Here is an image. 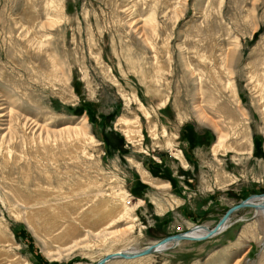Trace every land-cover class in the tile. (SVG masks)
<instances>
[{"label":"rangeland","instance_id":"374dc122","mask_svg":"<svg viewBox=\"0 0 264 264\" xmlns=\"http://www.w3.org/2000/svg\"><path fill=\"white\" fill-rule=\"evenodd\" d=\"M221 50L229 85L214 93L196 56ZM256 84L264 89V0H0V264H92L210 230L264 194ZM233 113L246 135L238 147ZM120 117L137 121L141 138L127 141ZM219 138L225 148L212 156ZM80 180L98 197L123 191L127 205L142 204L107 235L93 219L70 235L43 223L62 204L55 193ZM9 208L27 212L34 231ZM106 264H264V214L241 208L213 237Z\"/></svg>","mask_w":264,"mask_h":264},{"label":"bare ground","instance_id":"6f19581e","mask_svg":"<svg viewBox=\"0 0 264 264\" xmlns=\"http://www.w3.org/2000/svg\"><path fill=\"white\" fill-rule=\"evenodd\" d=\"M60 8H61L60 11L62 14L63 7L61 6ZM33 43L36 46H39L38 42H35L34 40H33ZM196 60L198 63L203 64L201 65V68L204 71V76L207 77L206 80L210 82V84H212L214 93H216L219 90L218 88L219 86H222L221 83L223 84V81L229 85L227 74H228V66H229V63L231 62L228 60L226 53H224L221 50L216 55L213 53V51L210 52L209 54H204V53L200 55L197 54ZM156 71L158 74L161 73L162 68L160 65L157 66ZM251 71H252L251 74L252 73L254 75L256 74V72H254L255 69L253 67H251ZM198 82L202 83L201 80H198ZM255 87H258V95H259L260 102H264V89L262 88V86H260V84H256ZM229 90L231 91V93H233V91L230 88ZM139 107L143 111L146 119H148L149 113L146 111V109L140 102H139ZM232 116H231V120H232L231 124H233V126L231 128L230 133L232 134V137H234L233 139L235 140L234 145L238 147L240 143L239 139H244L246 135L244 131H242L240 135L241 128L235 122L237 120L234 121L236 115L233 113ZM115 124H116V127L119 128L121 132H123L124 137L126 138L127 141L133 142V140H136L137 138H141L140 124L137 121L129 120L125 117H120L116 120ZM149 134L152 136V138L155 137L154 131H149ZM240 136H242V138H240ZM237 139H238V143H237ZM218 140L219 142L213 145V147L211 148L210 152L212 156H216L217 154L222 152L225 148V145L223 144V140L221 138H219ZM230 146L232 147L233 145H230ZM230 146H228V149L231 148ZM8 158L9 156H4V161L7 162ZM54 158H55L54 156H50L49 160L53 161ZM69 158H71V156H69ZM18 159L22 160L23 158L20 156L18 157ZM182 162L183 164L185 163L183 159H182ZM137 170L143 182H146V183L151 182V180L149 179L150 178L149 174L143 168H141L139 164H137ZM93 186L94 185L92 183L80 180L77 186L76 185L70 186L68 191L62 190V191L55 193L58 197L61 198L62 204L55 205L53 209L44 213L41 217V221L43 223L44 222L50 223L49 226L50 225H55V226H60V227H64L63 225L68 226V227H64V229L67 232L66 234L70 235L76 232L79 226H82L85 228L88 222L93 219L95 227H96L95 230L99 231L97 233V236H99L102 233L107 235L110 227L114 225V223H116L117 221H120L124 218L132 219L135 215L134 213L135 210L142 204L141 201H138L131 206H130V203L127 205V202L129 201H127V198L125 199V194L123 191H119V192L112 191L106 196L100 195L98 197L97 195L91 194L89 192L90 189L93 188ZM37 191L44 193V192H47V189L37 190ZM49 195L51 194H48L47 196ZM39 198L45 199V197H42V196H40ZM108 201L111 203L112 208H110V204ZM245 201L253 205L254 204L263 205L264 194L252 195L250 198L246 199ZM247 208L254 209L256 211H259V213L261 212L264 214L263 206L258 207V208H253L251 206L250 207L248 206ZM240 209L241 208L230 211V213L226 216V218L223 221H219L217 225L214 228H211L210 230L192 229L188 231L187 233L176 234L179 236L178 238L175 236L172 239L166 240V241L165 240L162 241L161 239L160 242L151 243L143 247L142 249L148 246H152L153 250L151 253L154 254V253L163 251L165 248H167L169 245H171L174 242H189V241L198 240V239H194V240L192 239L195 237H201V239L199 240H204V239L213 237L225 230V225L229 222V217L233 215L234 213H236L237 211H239ZM8 214L11 217H13L16 221H20L21 219H24L27 225L33 229L32 227L33 224H31L33 219L29 217L27 212L22 213L21 210H14L12 208H9ZM71 221H73V223ZM135 221H136V216H135L134 222ZM2 230L3 229L0 228L1 232H3ZM1 232H0V238L3 235V233L1 235ZM79 244H81V242L79 241L74 243L75 246ZM142 249H130L129 251L122 250V252L117 251L115 253L137 254ZM115 253L108 254V255H113ZM151 253H145V254L137 255L134 257H130V258L110 257L107 260H105L103 264H106L107 262L112 261V260H123V261L135 260V259L143 258L145 256L147 257L151 255Z\"/></svg>","mask_w":264,"mask_h":264},{"label":"water","instance_id":"95a60500","mask_svg":"<svg viewBox=\"0 0 264 264\" xmlns=\"http://www.w3.org/2000/svg\"><path fill=\"white\" fill-rule=\"evenodd\" d=\"M259 194H262V193H259ZM259 194H257V195H259ZM251 197V195L250 196H248V197H246V198H250ZM246 198H244V199H246ZM244 199H242V200H240V201H238L237 203H235V204H233L231 207H229V208H227L225 211H224V213L220 216V218H219V220H218V222L219 221H223L225 218H226V216L230 213V211H232V210H235V209H239V208H243V207H253V208H258V207H261V206H263L264 207V203H263V205H256V204H250V203H248V202H246ZM179 237L178 235H176V234H174L173 236H164V237H162V241L163 240H170V239H172L173 237ZM193 240L194 239H201V237H195V238H192ZM161 241V240H160ZM159 241V242H160ZM152 250H153V247L152 246H148V247H146V248H144V249H142V250H140L137 254H125V253H115V254H113V255H106V256H104V258H101V259H99L98 261H96V262H94V263H92V264H103L104 262H105V260H107L108 258H110V257H121V258H130V257H134V256H137V255H141V254H145V253H151L152 252Z\"/></svg>","mask_w":264,"mask_h":264},{"label":"built area","instance_id":"2783aa9c","mask_svg":"<svg viewBox=\"0 0 264 264\" xmlns=\"http://www.w3.org/2000/svg\"><path fill=\"white\" fill-rule=\"evenodd\" d=\"M177 231H179V230H177Z\"/></svg>","mask_w":264,"mask_h":264}]
</instances>
